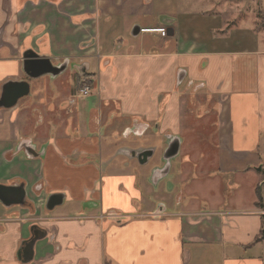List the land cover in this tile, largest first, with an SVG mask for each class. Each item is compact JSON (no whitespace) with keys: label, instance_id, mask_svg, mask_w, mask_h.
Returning a JSON list of instances; mask_svg holds the SVG:
<instances>
[{"label":"crops","instance_id":"crops-1","mask_svg":"<svg viewBox=\"0 0 264 264\" xmlns=\"http://www.w3.org/2000/svg\"><path fill=\"white\" fill-rule=\"evenodd\" d=\"M235 1L0 0V99L29 84L0 107V186L25 196L0 202V264H264V17ZM156 29L165 36L142 31ZM29 51L74 75L69 94L57 77L24 75ZM208 131L212 151L194 148L190 164L200 175L215 156L226 197L177 184L169 211L167 196L139 195L168 177L184 132ZM171 139L161 169L129 156ZM33 230L43 237L23 263Z\"/></svg>","mask_w":264,"mask_h":264},{"label":"rangeland","instance_id":"rangeland-1","mask_svg":"<svg viewBox=\"0 0 264 264\" xmlns=\"http://www.w3.org/2000/svg\"><path fill=\"white\" fill-rule=\"evenodd\" d=\"M233 3L234 4H237V3L251 4L250 6H254L255 9L260 10V13H258V15L259 16L262 15L264 17V0H238V1H235ZM239 9H241V8H239ZM129 40H134V39H129ZM130 42H134V41H130ZM88 74L89 75H92V74L97 75L94 61H92V63H91V67L88 70ZM57 78H58L57 84H59L60 86H62V84H63L64 89H65V93L69 94L70 87H72L71 84H74V75L70 71H66L62 75L57 76ZM42 80L40 79L39 86H41ZM50 80H52V79H50ZM31 82L33 83V85L35 84L34 81H31ZM181 89L182 88H179L178 91H180ZM79 102H81V104L84 105V100H79ZM194 119H196V118H194ZM198 124H199V122L194 124V130L198 128V126H199ZM185 126L190 127L191 124L185 123ZM210 128H213V126L211 124H210ZM212 133H213V131H208V132H206V135H204L202 138H199V140H198V138L196 137L197 136L196 132H192L190 134L184 132L182 134L184 137H182V140H181V152L174 160L170 161V172H169L168 177L164 178L156 188L151 187L152 193L150 196L144 194L143 190L138 191L139 195L146 198V199L151 197L150 199L152 200L153 203L155 201H158L157 199H155V196H156V198H158L160 196H167L166 198L168 200V203H166V204L168 206L169 211H177V208L175 206L176 205V197L177 196L179 197V195H177L179 193L178 192L179 186H177V184L178 185L181 184L182 188H184V185L186 183H188V184L192 183V184H194L195 187H197L196 181H199V183H200L198 185L199 188L195 192V187H194V193L195 194L193 193L192 195H196V194H198V192L202 195H210V191L212 193V191H215V188H216L217 190H219V192L215 195L221 196V197L223 196V198L226 197L228 195V193L230 192L231 187L224 186V184L221 182L219 183L218 186H215L213 184L214 183L213 177L216 175V170H215L216 165L214 163V157L215 156L213 157L212 155H209L210 156L209 157V159H210L209 163H207V162L201 163V167H203L202 168L203 173L200 175H198V172L196 170L198 165L195 167V165L190 164V158H196L197 156L199 158H201V156L195 155V153H194V156H192L190 154L191 152H193L194 148H197V151H199L200 148H202L204 150L212 151V148H210V146L212 145V138H210V134H212ZM138 142L143 145V143L145 142V139L142 138L141 140H138ZM209 144H211V145H209ZM164 145H166V142L163 143V146L157 145V146H155V147L153 146V147H154V149H156V147H160V149L162 147V149H163ZM165 150L166 149H164L163 152ZM144 151H149V150L146 148H140L139 150L135 151V154H139V153H142ZM162 154L163 153H160V150H158L153 155L151 160L148 162V165L145 166V168L149 169V168H151V166L152 167L156 166V167H159L160 169L163 168L164 167V160L162 158V156H163ZM206 157L207 156H205V158ZM116 160H117V162H120L122 160V157H118ZM184 170H187V172H186L187 174L184 177L185 178L184 182L183 181L181 182L179 180L180 179L179 174L184 173L185 172ZM149 171L151 172V170H149ZM207 176H208V178H207ZM211 180H213L212 183H210ZM224 181H227V180L224 179L222 182H224ZM167 182L171 183V185L173 186V190L171 192L167 191L168 190V186L166 184ZM211 186H213V187H211ZM189 189H191V187H189ZM185 194H186V192H185ZM186 197H192V196L191 195H183V196L180 195V198L182 200H184ZM200 204L203 205V203H200Z\"/></svg>","mask_w":264,"mask_h":264},{"label":"water","instance_id":"water-1","mask_svg":"<svg viewBox=\"0 0 264 264\" xmlns=\"http://www.w3.org/2000/svg\"><path fill=\"white\" fill-rule=\"evenodd\" d=\"M140 32V29L138 27L134 28L132 35L136 36ZM22 70L24 75L31 80H35L38 78H41L43 76H49L51 78L57 77L61 72L64 70V66L58 68L52 66L51 62L47 58L40 57L33 52H26L23 55V61H22ZM29 94V84L27 82H19L14 83L11 85H8L4 90L2 97L0 99V107L3 108H11L13 107L18 100L28 96ZM178 141L176 140V143L171 145L169 148L170 150L164 153L163 158L164 159H170L174 157L178 150ZM30 151V150H29ZM27 153V152H26ZM134 154V153H133ZM29 155V153H28ZM152 156V152H144L136 155V158L138 160V163L140 165H144L147 160ZM3 190L7 193L10 191L13 192L14 195H17V193L20 196V201L15 202L16 205H22L23 199H24V192L22 189H16L14 191L10 190L9 188H3ZM0 202L3 204V195H0ZM55 206H57V202L54 200L48 199L45 208L47 210H52ZM43 235L36 234L32 240L25 243L24 248L22 249V260L23 263H27L31 260L32 256V245L33 243L42 238Z\"/></svg>","mask_w":264,"mask_h":264},{"label":"flooded vegetation","instance_id":"flooded-vegetation-1","mask_svg":"<svg viewBox=\"0 0 264 264\" xmlns=\"http://www.w3.org/2000/svg\"><path fill=\"white\" fill-rule=\"evenodd\" d=\"M87 87H88V86H87ZM88 88H89V87H88ZM80 90H81V89H80ZM80 90H79V91H80ZM79 91H78V94H77L79 98H86V97H87V96H86V97H81V96H79ZM89 94H90V88H89ZM89 94H88V95H89ZM164 142H166V145H164L163 149L160 150V153H163L162 155H164V152H165V151L167 152V151L170 150L169 147H170L171 145H173L174 143H176V140H173V139H172V140H169V141L165 140ZM167 142L169 143V145H168ZM167 145H168V147H167ZM147 149H149V148H147ZM156 149H157V147H156ZM156 149H155L154 153L157 152ZM164 149H166V150L163 152ZM144 152H150V150H149V151H144ZM144 152H142V153H144ZM151 152H152V150H151ZM152 153H153V152H152ZM139 154H140V153H139ZM136 155H137V154H135V153L133 154V153H132V154H130L129 156H130V158H132V160H133L135 163L139 164V163H138V160H137V158H136ZM153 155H154V154H152L151 158L153 157ZM151 158H150V160H151ZM162 158H163V157H162ZM150 160H149V161H150ZM163 160H164V165H165V161H167V159H164V158H163ZM139 165H140V164H139ZM167 169H168V168H167ZM3 188H7V187H1V186H0V195H4V197H5V196H9V197H11V198L14 199V200H13L14 202H15V201L19 202V201H20V196H19L20 193H19V194L17 193V195H14L13 192H11V191H10L9 193H7V192H5V191L3 190ZM9 189L12 190V191H14V190H16V189H20V187H9ZM21 189H22V188H21ZM4 197H3V198H4ZM51 200H54V201L56 202L57 198L52 197ZM3 201H4V199H3ZM22 204H23V203H22ZM35 233L37 234V232H34V230H33V235H34ZM35 236H36V235H35Z\"/></svg>","mask_w":264,"mask_h":264},{"label":"built area","instance_id":"built-area-1","mask_svg":"<svg viewBox=\"0 0 264 264\" xmlns=\"http://www.w3.org/2000/svg\"><path fill=\"white\" fill-rule=\"evenodd\" d=\"M143 32H156L158 34H160L161 36H165V30L164 29H156V30H142ZM89 94V88L87 86H84L83 88H81V90L79 91V96L81 97H86Z\"/></svg>","mask_w":264,"mask_h":264},{"label":"trees","instance_id":"trees-1","mask_svg":"<svg viewBox=\"0 0 264 264\" xmlns=\"http://www.w3.org/2000/svg\"><path fill=\"white\" fill-rule=\"evenodd\" d=\"M260 202V201H259ZM264 236V228H263V230L261 231V235H260V237L262 238Z\"/></svg>","mask_w":264,"mask_h":264}]
</instances>
